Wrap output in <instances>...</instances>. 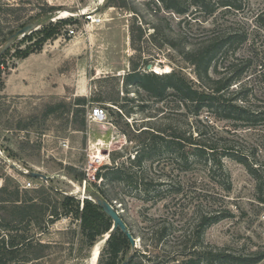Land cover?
Instances as JSON below:
<instances>
[{
	"label": "rangeland",
	"instance_id": "obj_1",
	"mask_svg": "<svg viewBox=\"0 0 264 264\" xmlns=\"http://www.w3.org/2000/svg\"><path fill=\"white\" fill-rule=\"evenodd\" d=\"M1 1L4 4L17 2L18 14L22 17L20 23L40 22V28L33 34L37 40L40 36H47L50 30H59L58 36L54 39L49 37L44 46L55 44L58 38L67 44L64 46L67 59L61 70L65 72L66 80L68 77L71 80L65 96L3 95L0 100V151L3 156H0L8 158L7 155L14 152L15 156L8 159L17 168L5 160L7 165L0 161V186L5 184L7 178L13 179L22 188L31 182L32 186L26 187L29 190L50 183L62 195L80 200L81 209L83 196L99 193V188L108 189L117 196L112 201L113 206L135 234L137 250H145L141 240L143 236L151 240L147 235V219H155L156 223L167 226L162 247L165 259L190 252L189 249L183 250L182 245L186 240L185 234L192 242L189 235H192L197 224L198 210L206 213L228 211L226 218L206 229L205 243L227 247L237 253L264 251V202L261 201L264 198V122L257 120L252 125H233L206 111L197 121L191 109L187 111L179 105L174 95L170 94L163 102H157L143 91L137 94L136 89L126 86L123 80L137 63L143 70L155 72L158 67L161 72L156 73L160 74L172 69L182 71L197 86H201L194 66L185 61L181 52L216 36L234 31L244 32L249 35V40L236 45L234 57L240 60L251 58V65L231 91L244 86L245 93L249 94L250 106L254 110L262 108L264 28H259L255 19L264 12V0H237L238 10H229L212 0L215 8L212 14L207 13V9H200L195 4L196 0H178L175 3L178 8L186 9L184 14L166 9L159 0H124L126 7H106L105 0ZM49 6H55L56 10L27 21V16H35ZM1 12L4 25L13 23L15 18L9 10L4 8ZM80 12L95 13L102 17V22L84 24ZM154 26L160 28V34L153 39ZM69 28L76 29L77 36L68 35ZM33 46L28 38L15 41L0 57V81L15 66V61L30 52ZM228 60H232L231 53L222 54L213 63L211 74L214 78L224 75L217 72L225 70L223 64ZM215 66L218 71H214ZM78 96L100 100L93 104L106 108L108 121L91 123L86 113V129L78 130L75 122L79 123L82 115L74 116L69 110L61 108L54 115L43 116L48 106L62 100L70 103ZM112 99L118 101L117 105ZM121 106L133 111L130 118L124 115L122 119L113 112L121 111ZM18 120L31 123L29 133L13 129ZM126 121L130 126L126 125ZM8 124H13V127L8 129ZM202 124L212 126L210 135L229 141L246 154L254 164L256 173L253 175L243 164L225 158L224 164L232 184V189L227 191L228 182L224 176L216 173V178L211 177L203 166L195 164L190 166L189 171H184L176 160V154L164 149L155 157L147 175L163 184V199L155 203L146 201L137 195L135 189L129 190L117 182L104 185L102 179H90L91 183L85 184L76 177L83 172L95 174V168H101L104 164L112 165L113 154H121V160L133 156L137 143L136 140L131 141L129 136H133L136 129L153 126L156 129L173 128L172 131H175L178 127L180 131H193ZM97 158L102 159V163ZM69 167L75 170L74 175L69 172ZM25 170L46 174L50 179L47 182L29 178L23 173ZM178 184L182 185L184 194L172 195L170 188ZM168 188L169 192L166 190ZM27 228L35 241L51 244L49 257L39 263L28 264H99L101 251L106 244L107 234L100 236L90 247L83 234L82 219L73 215L47 226L44 232V228L33 225ZM27 228H21V232ZM258 264H264V260Z\"/></svg>",
	"mask_w": 264,
	"mask_h": 264
},
{
	"label": "trees",
	"instance_id": "obj_2",
	"mask_svg": "<svg viewBox=\"0 0 264 264\" xmlns=\"http://www.w3.org/2000/svg\"><path fill=\"white\" fill-rule=\"evenodd\" d=\"M159 1L164 4L166 9L176 13L184 14L186 11V9L182 10L175 5L178 0ZM216 1L219 6L226 7L229 10H238L240 8L236 4L237 0ZM15 3L17 2L4 4L0 0V17L2 16L1 11L6 8L15 18L13 23L8 26L4 25L3 19L0 18V46L7 41L10 35L25 26L26 21L20 23L22 17L19 16V7ZM195 4L200 9H207L206 12L209 14L215 11L212 0H196ZM105 6L126 7V4L124 0L120 3L117 0H105ZM55 10V6H49L48 9H42L35 16H27V21L36 20L43 13H52ZM255 21L258 27L263 29L264 12L257 15ZM153 28L154 33L151 36L154 39L160 34V28L157 26ZM58 31L53 29L47 33V36H40L38 40H42L39 44H37L38 40L33 37L34 32L24 36L34 46L30 52L23 54L20 58H25L31 53L41 51L45 41L49 37L56 38L59 34ZM247 40H249L248 34L234 31L216 36L202 45L182 51L185 61L194 66L201 86H197L182 71L172 69L169 72L160 74L148 69L143 70L137 63L125 75L124 84L134 87L137 94L143 91L157 102H163L170 94L174 95L179 101V105H182L187 111L191 109V113L197 118V121L200 120L201 114L206 111L209 114H214L218 119L225 120L233 125L240 123L252 125L257 120L264 122V106L254 110L250 106L249 94L245 93L244 86H241L236 91H231L232 87L241 81L246 68L248 69L251 65V58L240 60L238 57H234L236 45ZM227 53H231L232 60H228V62L223 64L225 70L222 72L216 70L215 66L214 71L224 75L214 78L211 74L213 63L218 60L219 56ZM0 84L2 87L4 81H0ZM3 97V95L0 96V100ZM113 100L115 104L118 103L116 99L111 101ZM94 101L100 100L86 96H78L70 103L62 100L48 106L43 116L54 115L61 108L67 109L74 116H83L79 123L76 121L78 124L75 122V125H78L76 126L78 130H84L86 129L87 109ZM121 109L118 112L110 110L122 119L124 115L129 118L132 116L133 111L126 110L123 106H121ZM18 121L13 129L15 131L28 132L31 123ZM126 125L130 126L129 122L126 121ZM11 126L13 127V124H8V129ZM211 127L209 124H202L201 127H196L193 131H180L178 127L175 131H172L173 128H170L171 130H167V128L156 129L153 126H144L136 129L137 132L134 131V135L129 136L131 141L136 140L137 143L133 156L129 155L121 160V156H119L121 154H113L112 165L104 164L99 168L95 173L96 180L102 179L104 185L117 182L124 188H129V190L135 189L137 195L142 196L146 201L155 203L162 200L164 191L161 188L163 186L162 182L147 175L150 171L149 167L153 165L157 154L165 149L176 154V160L184 171H189L190 166L195 164L203 166L211 177L216 178V173L224 176L228 182L227 191H229L232 189V184L224 164L225 158H231L243 164L253 175L256 173V168L249 161V157L241 152L237 146L230 144L229 141H222L221 138L210 135L209 130ZM27 141L29 145V140ZM7 156L11 158L15 156V153L12 152ZM122 157L124 156L122 155ZM0 161L5 165L8 164L1 156ZM69 172L74 175L75 170L69 167ZM76 177L81 182L86 180L87 183H91L86 172ZM95 184L97 185V183ZM182 189L181 184L173 185L170 188V192L173 193L172 195L184 194ZM166 190L169 192V188ZM98 191L100 194L92 193L91 195L99 194L112 205V201L117 199L116 194L108 189L99 188ZM261 201L264 202V198ZM82 204L81 209L80 200L69 195H62L50 183L29 190L22 188L13 179L7 178L5 184L0 186V264L39 263L49 257L51 255L49 250L51 244L35 241L33 236L28 234L30 231H28L27 227L30 229L33 225L39 229L44 228L42 230L44 232L47 230V226L71 215L82 219L83 234H85L89 246H94L100 236L110 232L113 221L94 201L85 198ZM198 211L197 224L192 235H189L192 236V242L185 234L186 240L183 241L182 245L183 250L189 249L190 252H182L173 258L165 259V250L162 247L164 246L168 228L165 224L156 223L155 219L149 218L147 219V235L151 240L144 236L141 239L145 250L133 249L129 238L119 228L108 237L105 247L101 251L98 260L99 264H122L131 254V251L133 257L129 264H258L264 260V251L257 250L251 254L237 253L227 247L212 246L205 243L204 233L206 229L226 218L228 211L220 210L214 213ZM23 227L27 228V230L21 232ZM132 235L136 240L135 234L132 233ZM188 240L191 244L188 243Z\"/></svg>",
	"mask_w": 264,
	"mask_h": 264
},
{
	"label": "crops",
	"instance_id": "obj_3",
	"mask_svg": "<svg viewBox=\"0 0 264 264\" xmlns=\"http://www.w3.org/2000/svg\"><path fill=\"white\" fill-rule=\"evenodd\" d=\"M42 50L15 61L4 77L1 95L6 96H65L71 78L66 80L61 70L67 59L61 38ZM58 45V46H57Z\"/></svg>",
	"mask_w": 264,
	"mask_h": 264
},
{
	"label": "water",
	"instance_id": "obj_4",
	"mask_svg": "<svg viewBox=\"0 0 264 264\" xmlns=\"http://www.w3.org/2000/svg\"><path fill=\"white\" fill-rule=\"evenodd\" d=\"M40 22L35 21V22H30L27 25H25L24 27L20 28L19 30H17L15 33H13L12 35H10L5 43V45L0 49V57L15 43V41L17 39L23 38L24 36L31 34L32 32L38 30L40 28ZM156 72V71H155ZM0 155L3 156V154L0 151ZM5 161L9 162V164L12 167H16L17 165L14 162H11L8 158L3 157ZM24 174L28 175L31 178H36V179H42L44 181H49V176L40 172H36V171H23ZM52 186H54L52 184ZM85 198H88L92 201H94L95 203H97L103 210L104 212L107 213L108 216H110V218L113 221V226L112 229L110 230V232L108 233V237L111 235L112 232H114L117 229H121L125 235L129 238L133 249H135L137 247V243L135 238L133 237L131 231L129 230L127 224L125 223V221L123 220V218L121 217L120 213L118 212L117 209H115V207L107 200L105 199L103 196L99 195V194H93L90 196H83L82 200H84ZM108 238H106L105 242L107 241ZM133 257V253H131L124 261L122 264H129V262L131 261Z\"/></svg>",
	"mask_w": 264,
	"mask_h": 264
},
{
	"label": "built area",
	"instance_id": "obj_5",
	"mask_svg": "<svg viewBox=\"0 0 264 264\" xmlns=\"http://www.w3.org/2000/svg\"><path fill=\"white\" fill-rule=\"evenodd\" d=\"M80 15L83 16V22L84 24H100L102 22V17L101 16H96L95 13H83V12H80ZM68 35L72 36V37H75L77 36V32H76V29L74 28H69L68 29ZM87 120L91 123H106L108 121V115H107V110L105 107L101 106V105H92L88 108V111H87ZM66 145V144H64ZM67 146V145H66ZM97 160L100 161V163H102V159L100 158H97ZM93 167V166H92ZM96 172L98 171L99 168H95ZM95 172V173H96ZM88 176V179H96L95 177V174H87ZM84 183L86 184L87 181L84 180ZM32 186V183L29 182L26 186H24L25 188L26 187H31Z\"/></svg>",
	"mask_w": 264,
	"mask_h": 264
},
{
	"label": "bare ground",
	"instance_id": "obj_6",
	"mask_svg": "<svg viewBox=\"0 0 264 264\" xmlns=\"http://www.w3.org/2000/svg\"><path fill=\"white\" fill-rule=\"evenodd\" d=\"M156 72H161V69H159L158 67L155 69ZM166 71H169L168 69ZM106 238H108V233L106 235Z\"/></svg>",
	"mask_w": 264,
	"mask_h": 264
}]
</instances>
